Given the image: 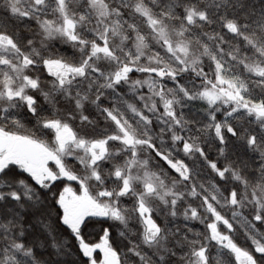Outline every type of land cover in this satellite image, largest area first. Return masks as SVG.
Here are the masks:
<instances>
[{"label":"snow or ice","instance_id":"snow-or-ice-1","mask_svg":"<svg viewBox=\"0 0 264 264\" xmlns=\"http://www.w3.org/2000/svg\"><path fill=\"white\" fill-rule=\"evenodd\" d=\"M0 264H264V0H0Z\"/></svg>","mask_w":264,"mask_h":264}]
</instances>
